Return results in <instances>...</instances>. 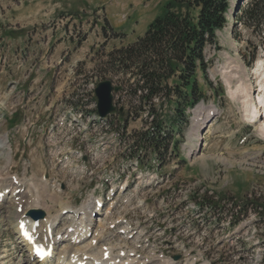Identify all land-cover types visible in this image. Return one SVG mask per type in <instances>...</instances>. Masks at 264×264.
I'll return each instance as SVG.
<instances>
[{"label": "rangeland", "instance_id": "obj_1", "mask_svg": "<svg viewBox=\"0 0 264 264\" xmlns=\"http://www.w3.org/2000/svg\"><path fill=\"white\" fill-rule=\"evenodd\" d=\"M167 1L0 0V138H7L0 183H33L35 192L23 188V207L37 198L40 204L31 208L40 206L45 218L58 215L53 236L75 223L70 213H59L62 207L75 209L90 197L101 201L81 244L71 242L73 231L57 244L66 256L92 242L88 254L112 247L114 257L121 254L116 260L134 263L264 264V208L250 203L264 199V48L235 25L232 10L216 33L217 46L206 49L212 87L198 76L204 99L186 109V125L175 132L178 151L169 152L161 167L144 150L138 154L146 165L136 167L130 135L149 127V119L147 106L136 118L131 88L114 94L115 114L94 119L91 88L109 80L97 65L141 36ZM119 76L111 79L114 85H122ZM254 99L255 123L248 107ZM152 104L166 122L174 117L164 99ZM119 108L127 114L125 128ZM6 189L0 196V264H30ZM202 198L217 208L196 205Z\"/></svg>", "mask_w": 264, "mask_h": 264}, {"label": "trees", "instance_id": "obj_2", "mask_svg": "<svg viewBox=\"0 0 264 264\" xmlns=\"http://www.w3.org/2000/svg\"><path fill=\"white\" fill-rule=\"evenodd\" d=\"M230 7V0L167 1L163 13L149 22L141 36L104 54V60L97 65L102 79L108 77L111 81L120 75L119 87L131 88L129 101L137 99V104L131 106L137 109L136 118L147 106L149 127L133 132L129 147L133 152L144 150L154 155L159 167L169 152L171 157L178 151L175 132L178 130L180 134L181 127L186 125V109L204 99L198 76L212 87L206 49L217 46L216 33L226 25ZM233 20L235 25L249 30L258 39L259 47L264 48V0H236ZM155 99H164L171 106L174 117L168 122L155 111L152 104ZM117 115L123 119L122 128H125L127 114L118 110ZM250 203L264 208V199L262 204ZM196 205H207L213 211L217 208L215 202L206 198L196 201Z\"/></svg>", "mask_w": 264, "mask_h": 264}, {"label": "bare ground", "instance_id": "obj_3", "mask_svg": "<svg viewBox=\"0 0 264 264\" xmlns=\"http://www.w3.org/2000/svg\"><path fill=\"white\" fill-rule=\"evenodd\" d=\"M248 105H249L248 107H252L253 109L251 115L249 116L250 121L255 123L258 113L256 111L257 105L255 99L249 101ZM6 146H7V138L6 136H3L0 138V149L5 148ZM9 158H10L9 156H6L7 163ZM11 183L16 184L20 188L15 186L11 190H7L6 189L7 186ZM32 185L33 183L25 185V183L22 182L19 183V181L17 182L10 181L7 184H4L2 181L0 183V196L4 193L3 189H6L5 192L10 194L8 198H11V200L9 199L11 202V206L13 210H15V212L17 213V217H18L16 223V231H15L17 235L16 236L17 241L19 242L20 245H22L26 249V251L29 252L27 258L30 264H54L53 260L56 258H57V263L55 264H148L145 262L139 263L137 261L134 263V261L129 258L116 260L117 256L114 257L112 255V247L102 248V250H100L99 252V256L90 255L87 253L86 250L92 248V242L90 244H86L76 248L74 253L69 256H66V251H67L66 249H63L62 251H57L58 248L57 244L59 243V241L63 240L64 236H67L70 231H73L71 232L72 234L70 235L72 236L71 242L74 244H81L87 238V236L91 231V226H92L91 216L95 211H97L95 205H96V201L98 202V200H95L93 202V200H91L92 198L90 197L87 200V202L80 204L75 209H70L69 207H64V208L62 207L59 213L61 214V212H66V213L69 212L70 214L68 216L74 218L75 223L72 224V229L66 228L65 232H61L60 235L57 234L53 236L52 231L55 226V222L59 217L58 215H56L55 218L54 217L45 218L43 220L35 222L30 220L25 213L29 208L34 207V205L36 206V204H40V201L39 203L35 204L37 198L35 199L33 198L34 200V205L32 203L33 206H31L30 204V205H26V207H23V201L25 200H23L22 194L24 191H26L23 188H25V186L33 188ZM60 206H63V204L60 203ZM38 208H40V206ZM21 223H24L23 228L19 227ZM78 225L79 228H76V226ZM96 235L98 238H100L102 236V232L99 231ZM31 238H33L32 242L29 241V239ZM36 245H41V247L44 248L45 251L51 248L50 253L54 250V252L50 254V258H51L52 254L54 253L53 259L51 260L49 259V257L43 260L36 259L32 253L33 248ZM119 256H121V254ZM150 264H173V263L169 261H160L154 258L151 260Z\"/></svg>", "mask_w": 264, "mask_h": 264}, {"label": "water", "instance_id": "obj_4", "mask_svg": "<svg viewBox=\"0 0 264 264\" xmlns=\"http://www.w3.org/2000/svg\"><path fill=\"white\" fill-rule=\"evenodd\" d=\"M119 86L114 85L110 80H103L97 83L95 87L96 111L99 117H105L115 110L113 104V94L118 92ZM121 111V109H120ZM44 212L40 209H30L27 216L37 220L44 216Z\"/></svg>", "mask_w": 264, "mask_h": 264}, {"label": "built area", "instance_id": "obj_5", "mask_svg": "<svg viewBox=\"0 0 264 264\" xmlns=\"http://www.w3.org/2000/svg\"><path fill=\"white\" fill-rule=\"evenodd\" d=\"M93 88H91V90H92Z\"/></svg>", "mask_w": 264, "mask_h": 264}]
</instances>
